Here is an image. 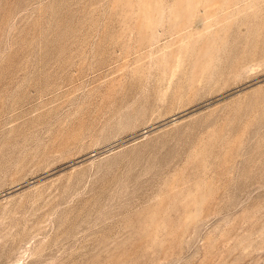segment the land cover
<instances>
[{
	"label": "rangeland",
	"instance_id": "obj_1",
	"mask_svg": "<svg viewBox=\"0 0 264 264\" xmlns=\"http://www.w3.org/2000/svg\"><path fill=\"white\" fill-rule=\"evenodd\" d=\"M0 264H264V0H0Z\"/></svg>",
	"mask_w": 264,
	"mask_h": 264
}]
</instances>
